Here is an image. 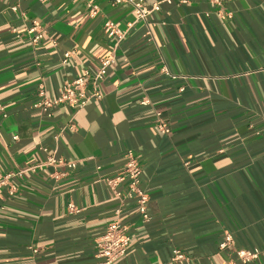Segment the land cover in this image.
Segmentation results:
<instances>
[{
  "label": "crops",
  "instance_id": "crops-1",
  "mask_svg": "<svg viewBox=\"0 0 264 264\" xmlns=\"http://www.w3.org/2000/svg\"><path fill=\"white\" fill-rule=\"evenodd\" d=\"M142 1L160 2L146 22L128 1L0 0V174L15 173L0 188V264H98L118 206L131 241L115 264H175V248L186 264H264V0ZM109 58L86 86L99 98L38 106ZM128 151L147 220L102 181ZM239 248L260 254L243 263Z\"/></svg>",
  "mask_w": 264,
  "mask_h": 264
},
{
  "label": "built area",
  "instance_id": "built-area-1",
  "mask_svg": "<svg viewBox=\"0 0 264 264\" xmlns=\"http://www.w3.org/2000/svg\"><path fill=\"white\" fill-rule=\"evenodd\" d=\"M128 1L130 2L136 12L138 20L147 21L148 15L153 10H159L160 2H156L151 9L144 6L142 0H115V2ZM170 2L171 0H165ZM13 9H17L15 6ZM97 13V8L95 6L91 9V14ZM230 15V14H229ZM32 34V42L37 43L44 36V30L41 28L40 24L36 21L32 23L29 28ZM104 31L109 37L117 36L122 38L124 32L116 27L114 22L107 20L104 23ZM64 61L69 57V52L64 54ZM112 59H102L100 62V67L98 71L91 75L88 70H84L78 77L65 81L63 84L62 91L56 99H48L44 97V93L40 91L41 99L38 102V106L47 115H50L51 108L59 103H66L75 106L77 110L85 106L93 98H99L100 93L97 89L92 92H87L86 86L91 82L93 86L103 78L107 67L111 63ZM148 102L144 100L143 103ZM156 116L159 119L157 126L159 130L163 133H168L170 131L169 126L162 120L160 112H156ZM127 161L123 168L113 177H104L102 181L109 188L111 194L121 200L122 203L126 200L134 199L136 208L139 210L144 219H149V214L147 213V202L149 200L148 194H146L140 187V175L141 167L139 166L135 156L131 151L126 153ZM58 163L66 164L69 167L75 166L74 161L61 162ZM56 160L51 159L50 163H57ZM22 173L21 171L17 174ZM15 175L13 172H8L5 174H0V188L9 184L10 179ZM125 184L124 189H120L121 184ZM70 211H77L74 205L69 204ZM122 206H118L114 213V218L106 225L103 234L97 239V258L98 264H115L118 258L123 256L130 244L131 237L127 233V227L121 223L120 217L122 214ZM234 245V239L231 232L226 231L224 233V238L220 243V248L224 249L227 246ZM237 257L243 262L247 263L258 257L260 251L255 249H245L239 248L235 250ZM189 257L179 248H175L170 257V261L175 264H186Z\"/></svg>",
  "mask_w": 264,
  "mask_h": 264
}]
</instances>
